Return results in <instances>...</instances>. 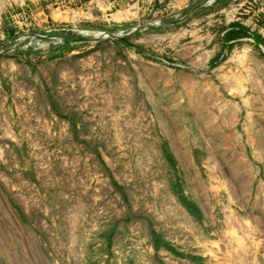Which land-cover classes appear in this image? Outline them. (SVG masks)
Listing matches in <instances>:
<instances>
[{
	"label": "rangeland",
	"instance_id": "1",
	"mask_svg": "<svg viewBox=\"0 0 264 264\" xmlns=\"http://www.w3.org/2000/svg\"><path fill=\"white\" fill-rule=\"evenodd\" d=\"M0 264H264V0H0Z\"/></svg>",
	"mask_w": 264,
	"mask_h": 264
}]
</instances>
